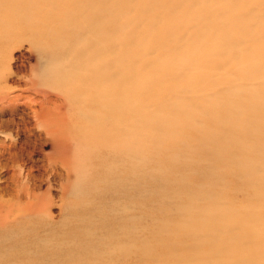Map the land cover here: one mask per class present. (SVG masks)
<instances>
[{
    "label": "rangeland",
    "instance_id": "1",
    "mask_svg": "<svg viewBox=\"0 0 264 264\" xmlns=\"http://www.w3.org/2000/svg\"><path fill=\"white\" fill-rule=\"evenodd\" d=\"M0 203V264H264V0H0Z\"/></svg>",
    "mask_w": 264,
    "mask_h": 264
},
{
    "label": "bare ground",
    "instance_id": "2",
    "mask_svg": "<svg viewBox=\"0 0 264 264\" xmlns=\"http://www.w3.org/2000/svg\"><path fill=\"white\" fill-rule=\"evenodd\" d=\"M188 10V9H187ZM191 11V10H190ZM4 37H6L7 35H8V31H6V32H4ZM79 60V59H78ZM81 60V59H80ZM107 59L106 58H104V57H100L96 62H94V60L92 59V61L91 62H94V64L95 63H98V66L96 67V65L95 66H91V76H90V79H89V81L92 83V84H94L95 85V83H94V76H98V79L97 80H100V79H103V78H105V76L107 77V79H108V72H107V70H106V68H107V62L108 61H106ZM78 62H81V61H75V63H78ZM70 69H72V67L70 68ZM96 70H103V72L104 73H100V72H95ZM94 71V72H93ZM88 85V84H87ZM96 86H99L100 87V89H98L99 90V95L100 96H105V93L107 92V90L109 89L108 87H107V85H105V84H102V82H99ZM78 94V93H77ZM80 94V93H79ZM120 95V93H119V90L115 87V99L113 98V97H110L111 98V100L113 101V102H111V103H114V105H115V109H116V111H120L121 110V101H120V99L118 98V96ZM102 96V97H103ZM2 107V106H1ZM46 116V115H45ZM47 118V117H46ZM46 123V122H45ZM50 123H53V120H51V122ZM40 124H43V122L41 121L40 122ZM49 124V123H48ZM47 124V125H48ZM47 125L45 126L44 124H43V126H45V128H48L47 127ZM49 126H50V128L51 127H53V126H55L54 124H49ZM49 128V129H50ZM55 128V127H54ZM57 128V127H56ZM113 128L114 129H116L117 131H119V132H121V122L120 123H115L114 125H113ZM56 130V129H55ZM66 160V159H65ZM64 160V161H65ZM68 161V160H67ZM67 164H68V162H67ZM8 203V202H7ZM11 203V202H10ZM1 204V203H0ZM1 210V209H0ZM6 211H8V210H6ZM7 220V219H6ZM167 260V259H166ZM168 261V260H167Z\"/></svg>",
    "mask_w": 264,
    "mask_h": 264
}]
</instances>
